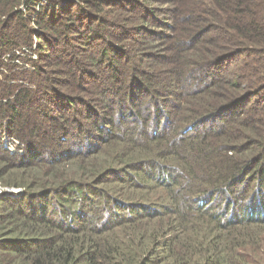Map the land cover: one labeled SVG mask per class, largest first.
<instances>
[{
    "label": "trees",
    "instance_id": "1",
    "mask_svg": "<svg viewBox=\"0 0 264 264\" xmlns=\"http://www.w3.org/2000/svg\"><path fill=\"white\" fill-rule=\"evenodd\" d=\"M0 191V264H264V0H0Z\"/></svg>",
    "mask_w": 264,
    "mask_h": 264
},
{
    "label": "rangeland",
    "instance_id": "2",
    "mask_svg": "<svg viewBox=\"0 0 264 264\" xmlns=\"http://www.w3.org/2000/svg\"><path fill=\"white\" fill-rule=\"evenodd\" d=\"M162 5V4H161ZM161 5H159L160 7H161ZM165 6H167L166 4H164L163 6H162V9H165ZM194 7H195V9H194ZM200 9L198 8V6H192V11H190V14H191V12H192V15H194V16H196L197 15V13H198V11H199ZM182 16H185V14H182ZM183 18V17H182ZM196 18H198V16H196ZM181 19H179L178 20V22H179V24L181 23ZM175 24H177V22L175 23ZM178 25V24H177ZM179 46H180V44H174L173 45V50H174V48L175 49H177V48H179ZM164 52H166V50H164ZM243 53V52H242ZM224 64L225 63H223V61L221 62V63H215V62H211V63H209L206 67H204L205 68V70L203 71V72H196L195 74H193V79H194V81H197V80H199V78L201 77V74H203V75H205L206 73H208V75H213V73H215V72H217V69L219 70V69H221L223 66H224ZM257 97H258V95H256ZM49 108V107H48ZM48 108H46V110H48ZM59 135H61V133H59ZM2 137H4V136H2ZM81 143V141H80V139L78 138V139H76L75 141H74V145L76 146V147H80V144ZM83 143V142H82ZM10 147L12 148V147H14V144H11L10 145ZM22 151H23V146H22Z\"/></svg>",
    "mask_w": 264,
    "mask_h": 264
},
{
    "label": "built area",
    "instance_id": "3",
    "mask_svg": "<svg viewBox=\"0 0 264 264\" xmlns=\"http://www.w3.org/2000/svg\"><path fill=\"white\" fill-rule=\"evenodd\" d=\"M1 144L4 148L10 152H22V145H20L15 139L9 137H2ZM11 144H14V147H10Z\"/></svg>",
    "mask_w": 264,
    "mask_h": 264
},
{
    "label": "water",
    "instance_id": "4",
    "mask_svg": "<svg viewBox=\"0 0 264 264\" xmlns=\"http://www.w3.org/2000/svg\"><path fill=\"white\" fill-rule=\"evenodd\" d=\"M1 194H2V193H1V191H0V196H1Z\"/></svg>",
    "mask_w": 264,
    "mask_h": 264
}]
</instances>
